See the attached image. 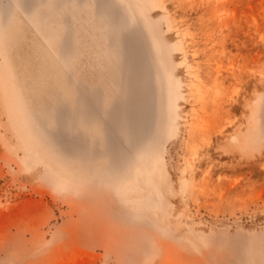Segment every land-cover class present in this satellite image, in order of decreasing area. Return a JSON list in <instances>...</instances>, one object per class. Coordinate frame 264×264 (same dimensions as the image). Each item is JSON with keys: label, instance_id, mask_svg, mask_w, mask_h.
Segmentation results:
<instances>
[{"label": "rangeland", "instance_id": "obj_1", "mask_svg": "<svg viewBox=\"0 0 264 264\" xmlns=\"http://www.w3.org/2000/svg\"><path fill=\"white\" fill-rule=\"evenodd\" d=\"M0 264H264V0H0Z\"/></svg>", "mask_w": 264, "mask_h": 264}]
</instances>
